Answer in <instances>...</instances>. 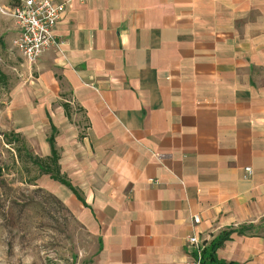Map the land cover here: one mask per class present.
<instances>
[{"label":"crops","instance_id":"crops-1","mask_svg":"<svg viewBox=\"0 0 264 264\" xmlns=\"http://www.w3.org/2000/svg\"><path fill=\"white\" fill-rule=\"evenodd\" d=\"M54 1L62 43L17 52L32 73L9 130L39 156L53 135L72 188L39 183L88 263L192 264L190 235L205 248L230 230L216 257L264 264V0Z\"/></svg>","mask_w":264,"mask_h":264},{"label":"rangeland","instance_id":"rangeland-1","mask_svg":"<svg viewBox=\"0 0 264 264\" xmlns=\"http://www.w3.org/2000/svg\"><path fill=\"white\" fill-rule=\"evenodd\" d=\"M18 2L0 0V7ZM14 25L0 12V264H89L90 241L80 222L40 185L47 174L33 160L39 154L9 130L10 93L32 73L8 43Z\"/></svg>","mask_w":264,"mask_h":264},{"label":"built area","instance_id":"built-area-1","mask_svg":"<svg viewBox=\"0 0 264 264\" xmlns=\"http://www.w3.org/2000/svg\"><path fill=\"white\" fill-rule=\"evenodd\" d=\"M65 6L54 0H19L12 8L0 7V12L12 17L17 26V35L12 39V47L23 57L25 62L32 64L40 55L52 48H60L62 41L57 40L53 28L62 16ZM246 171L251 173V168ZM197 224L200 218L192 216ZM193 254L192 264H200L202 246L196 235L187 238Z\"/></svg>","mask_w":264,"mask_h":264},{"label":"trees","instance_id":"trees-1","mask_svg":"<svg viewBox=\"0 0 264 264\" xmlns=\"http://www.w3.org/2000/svg\"><path fill=\"white\" fill-rule=\"evenodd\" d=\"M65 108H67V105H65ZM11 133L14 135V137L15 135L16 137L18 136V138H16L17 140L25 141L14 131H11ZM48 142L50 145V154L44 158L36 156L33 158L34 162L37 164L43 174H47L50 178L72 188L71 184L65 179L64 175L60 173V166L58 163L59 154L54 147L53 135L48 137ZM229 233L230 230L222 231L210 241L208 246L202 249L200 264H231L230 262L227 263L216 257V250L229 238Z\"/></svg>","mask_w":264,"mask_h":264}]
</instances>
